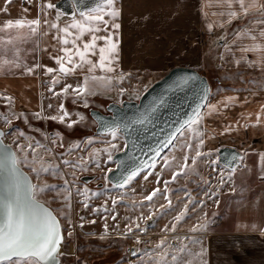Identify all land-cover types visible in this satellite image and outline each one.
I'll list each match as a JSON object with an SVG mask.
<instances>
[{
    "label": "rangeland",
    "instance_id": "rangeland-1",
    "mask_svg": "<svg viewBox=\"0 0 264 264\" xmlns=\"http://www.w3.org/2000/svg\"><path fill=\"white\" fill-rule=\"evenodd\" d=\"M39 7L38 0H16L15 2L11 0V3L8 0H0V29H3L9 20L40 19ZM52 10L56 17L58 13L62 14L58 7ZM61 17L65 16L61 15ZM0 39L5 42L0 46V61L15 60L19 64L16 66L15 63H10L0 71V77H3L0 79V96L12 98L11 102L0 98V113L8 115L12 120L11 124H6L3 116H0V127L7 129L4 140L11 144L23 158L24 153L20 152L16 145L27 146L29 141L25 137L49 144L45 136L55 138L59 133L63 138V147L50 145L57 156L55 162L60 163L61 153H65L63 158L69 160H77L80 157L86 160L84 166L86 170L76 169L75 177L72 175L74 171L72 168L61 165L63 178L44 175L40 180H37L35 173L27 165H21L30 174L33 183L46 182L55 185L61 193L64 192V178L73 185L71 209H65L71 218V225L67 223L64 214L60 211L65 207L62 196L57 197L55 192H46L37 197L54 210L64 228L65 239L60 247V264H141L143 253L153 250L164 237H167V242L173 246L181 242L176 239L177 237H189L183 242L188 244L192 253H199L202 248L205 250L203 257L190 258L195 261V264H201V260L208 264L204 233L207 229L234 226L235 223L242 222L238 221L242 220L241 218L249 217H253L257 224H264V194L261 190L254 192L252 185L246 187V181L253 175L252 170L243 166L245 160L242 155L238 165L232 168L229 179V168L218 161L217 150L222 145H214L215 142L209 141L206 136V130L214 128L213 121H207L206 115L200 125L203 133L200 138L204 143L199 149L206 155L200 157L194 166L191 156L200 138L191 140L193 152L186 153V150L182 151L180 148L183 139L190 136L188 132H185L179 143L174 142L177 144L175 148L171 145L158 157L154 168H145L131 183L121 188L108 181V170L116 165V160L113 158L109 161L108 155L111 153L113 157L115 152L122 150L125 139L121 132L115 139L108 132L97 133L96 122L89 113L90 108L101 110L106 108V104L110 101L121 102L125 98L137 99L152 82L168 70L125 73L126 76L122 82L116 78L118 73H113L109 74L112 76V82L107 86L90 82L89 87L95 90L92 95L76 96L72 89H69L68 94L65 95L62 89L66 85L76 87L82 84L84 77L89 74L87 71H80L65 76L59 72L50 74L43 72L46 69L47 59H52L57 53L62 56L60 48L63 46L59 40L47 38L41 27L39 33L32 35L27 27L15 26L0 31ZM216 44L220 46V43ZM213 46L212 41L207 45L204 57L206 66H201V69L207 70L212 83V94L208 102L224 92L246 89L248 91V87L255 83L252 80H256L254 72L251 74L248 69H234L221 65L219 50ZM28 68L34 69L31 74L28 73ZM95 75H104V73L96 72ZM33 78L37 81V85L29 88L27 80L32 81ZM54 78L59 79V83L53 85ZM10 79L13 81L12 84L8 82ZM24 83L28 86L26 87ZM54 93H60V95ZM20 99L32 102L34 108L28 109L23 102H20ZM61 105L70 114L65 123L48 118L60 115ZM202 111L205 113V108ZM38 112L42 114V118L36 117L35 114ZM13 114L22 118L16 119ZM80 116L84 117L82 121ZM71 121H77V123L69 128L67 124ZM21 131L25 133V137H18ZM89 140L92 143H88ZM60 143L61 141L57 140V144ZM76 144L81 147L74 149L71 155H67L69 148ZM110 144L117 145L119 150L110 148ZM105 149L108 151H104ZM94 150L99 151L94 152ZM185 154L190 157L188 160L190 168L185 169L181 175L172 180V176L181 171L180 165L184 163ZM90 155H92L91 159H89ZM48 158L51 159V157ZM165 158H167L168 166H165ZM209 161H218V163L210 164ZM192 167L194 171L191 170ZM92 172L97 173L99 179L104 182L102 187H97L95 183L87 185L79 179L81 174ZM147 172H151L152 175L145 180L143 177ZM77 189H80V192H77ZM85 189H87L86 195L82 194ZM155 189H160L157 195L151 201L145 200L144 198ZM85 199H87L88 207H85L82 202ZM168 200H171V206L168 205ZM105 208L107 210H104ZM181 213L185 214L181 221L176 223L174 217ZM148 217L151 218L148 219ZM137 224L140 225L139 228L136 227ZM174 224L175 232L163 231L165 226L172 228ZM199 224H205L206 228L195 232L190 231ZM69 230L72 232L70 237L67 235ZM192 241H198V243ZM133 251L137 255H133Z\"/></svg>",
    "mask_w": 264,
    "mask_h": 264
},
{
    "label": "snow or ice",
    "instance_id": "snow-or-ice-1",
    "mask_svg": "<svg viewBox=\"0 0 264 264\" xmlns=\"http://www.w3.org/2000/svg\"><path fill=\"white\" fill-rule=\"evenodd\" d=\"M8 2L10 3L11 0H8ZM80 2H82V0H74V6L78 7ZM217 2L227 5L228 11L219 13L221 16L228 17L227 23H231L233 20L242 17H247L253 11L259 12L261 16H264V3H261V0H217ZM115 4L116 0H99L96 7L88 11H79V18L73 13L72 21L65 24L63 27L58 23L62 15L61 13H58L56 17L57 22L55 23L49 22L47 19L43 21V24L57 30L55 38L63 45V47L60 48L63 55L53 58L59 65V73L67 76L74 74L77 69L81 71L86 69L89 74L84 77L83 83L78 84L76 87L66 85L62 89L63 94L67 95L69 89H72V92L76 96L82 97L92 95L95 93V90L89 87L90 82H95L103 86H107L112 82V76L109 74L117 73V65L119 64L118 30L120 29V24L115 21L119 18L120 11L115 7ZM57 7L58 6L52 4L50 0L43 5V9H54ZM213 15H216V13H213ZM105 17H108V19H105ZM110 23L111 30L109 29ZM41 24L42 21L39 18L32 20H9L0 31L11 29L14 26L17 28L27 27L30 34L36 35L40 32ZM208 27L211 29L212 26L208 25ZM254 29L255 32L253 31ZM100 32H104L106 35H97V33ZM85 35H90V39L83 40ZM235 35L237 40L249 39L252 41V43L240 47L239 50L242 53H256L258 56L255 60H249L245 55L243 57L244 61L248 63L250 67L264 64V57L259 56L260 53H264V42H261L264 41V19L253 21L251 27H245L237 31ZM99 41H103V45L99 44ZM4 43L3 39H0V46ZM69 45H71V47H69ZM228 50L231 51V48ZM94 56H98V59L95 61L92 59ZM240 62V60H237L236 64L239 65ZM10 63H15L16 66H19L15 60L9 61L4 59L0 61V71L3 70L4 66ZM36 67H40V65H36ZM33 70V68H28L27 71L31 74ZM97 70L104 73V75H95ZM56 71L57 69L47 68L46 74ZM125 76L126 74L120 71L116 78L122 82ZM52 83L53 85L59 83V79L54 78ZM186 84L187 80L183 81L181 86H185ZM206 91V89H202L205 95L202 96L201 99H206ZM54 94L60 95V93ZM0 98L6 99L9 102L12 100L11 97L0 96ZM231 99L232 98H229V100ZM160 103H163V101ZM85 106H87L86 101ZM49 107H51V105H49ZM202 108H207L209 110L207 114H211L212 111L216 110L215 105H198L192 110V115L174 132L169 133L167 139L161 144V147L155 150L157 156L162 148L168 147L169 145L175 148L177 144L174 142L179 143L180 139L184 137L185 132H188L190 136L183 139V142L180 143V148L182 151L186 150V153L193 152L191 140L200 138L203 135L200 125L206 113L201 110ZM156 110L158 109L154 106L149 110V114H142L139 119L127 122H114L111 125L102 123V127L107 129L108 134L115 139L122 129L127 132L129 128L134 125H143L148 122L150 113ZM59 111L60 115L48 118L51 120H58L60 123H65L66 118H68L70 114L64 109L63 105L60 106ZM13 115L15 116V114ZM35 115L37 118H42V114L39 112ZM0 116H3L6 124H11L12 120L8 115L0 113ZM15 118L21 119L22 117L15 116ZM23 119H26V117H23ZM83 119L84 117L80 116V120L82 121ZM75 123H77V121H71L67 124V127L71 128ZM4 137L5 132L0 131V264H60V247L65 239L64 228L53 210L48 208L46 204L37 197L39 194L46 192H55L57 197L62 196L65 207L60 211L64 214L67 223L71 225V218L67 212H65V209H71L73 185L68 179L64 178V192L61 193L60 189L55 185H50L46 182L42 184L33 183L31 177L23 171L21 165H27L31 171L35 173L37 180H40L44 175L63 178V169L61 165L72 168L74 170L72 175L75 177L76 169H80L81 171L86 170L84 167L86 160L84 157H80L77 160H69L63 158L66 155L65 153H61L60 163H56L57 156L54 153V148L50 145L63 147V138L59 133L56 134L55 138L45 136L49 144H44L39 140H34V138L25 137V133L22 131L19 132L18 137H25L29 141L27 146L21 144L16 145V148L24 153L23 158H21L17 151L10 145L4 143ZM57 140H60L61 143L57 144ZM88 143H92V141L89 140ZM203 143V139L200 138L199 144L196 145L194 154L191 156L193 166L200 157L206 155L199 150L200 147L203 146ZM80 147L79 144L70 147L67 155H71L74 149ZM110 148L117 149V145L110 144ZM128 148L129 145L126 143L124 150L126 151ZM95 151L99 150H94V152ZM104 151H108V149ZM48 157H51V159ZM91 158L92 155L89 156V159ZM189 158V155L185 154L184 163L180 165L181 171L176 172L172 176V180H175L178 175H181L185 169L190 168L188 164ZM112 159L113 157L111 153H109L108 160L111 161ZM262 160H264V157H262ZM123 163L124 162L118 164L117 168L122 167ZM209 163H218V161H209ZM165 166H168L167 158H165ZM97 167H99L98 163ZM154 167L155 161H153L152 164H138L137 167L127 170L126 175L118 181V186L123 188L125 185L131 183L142 170ZM191 170L194 171V167H192ZM112 171V169L108 170L109 173ZM232 171V166L229 165V179L231 178ZM149 175H152V173L147 172L143 178L146 180ZM222 178L221 174V179ZM159 191L160 189L153 190L144 199L151 201ZM77 192H80V189H77ZM82 194L86 195L87 189H85ZM82 202L85 207H88L87 199ZM113 203H115V201H113ZM168 205L171 206V200H168ZM104 210L107 209L105 208ZM96 211H100V209H96ZM184 214L185 213H181L177 217H174L176 223L181 221ZM150 218L151 217H148V219ZM113 219H115V216H113ZM92 223H95V221H92ZM136 227L139 228L140 225L137 224ZM205 228V224H199L194 226L190 231L195 232L204 230ZM105 230H107V225H105ZM131 230L132 229L129 227V231ZM163 231L166 233L170 231L175 232L176 226L175 224L172 228L165 226ZM67 235L70 237L72 232L69 230ZM101 238L103 239L104 237ZM176 239L181 240V242L173 246L171 243L167 242V237L162 238L155 245L153 250L143 253L141 264H195V261L190 257L195 256L196 258H201L205 255V250L203 248L199 253L191 252L188 244L183 242L184 240H188L189 237H177ZM137 242H139V239H137ZM192 242L198 243V241ZM133 255H137V253L133 251ZM201 264H207V262L201 260Z\"/></svg>",
    "mask_w": 264,
    "mask_h": 264
},
{
    "label": "crops",
    "instance_id": "crops-1",
    "mask_svg": "<svg viewBox=\"0 0 264 264\" xmlns=\"http://www.w3.org/2000/svg\"><path fill=\"white\" fill-rule=\"evenodd\" d=\"M57 1L59 0H50L54 5ZM38 2L41 30L46 33L47 38L54 39L57 30L43 24V21L47 19L55 23L56 16L52 9H43V5L49 0ZM115 7L120 11V16L115 21L120 24L117 73L166 72L175 65H189L199 69L206 66L205 49L211 41L212 46H215L213 48L219 50L221 65L248 69L251 74L254 72L256 80H252L255 83L248 87V91L224 92L207 102L215 105L216 110L207 114L209 110L205 108L207 121L214 123V128L206 130V136L209 141L215 142L214 145L234 146L241 150L245 160L243 166L253 172L252 177L246 181V187L252 185L254 192L261 190L264 194V64L250 67L243 57L246 55L249 60H255L258 58L257 54H245L239 49L252 41L237 40L235 35L237 31L251 27L253 21L264 19V16L253 11L247 17L227 23L228 17L219 14L228 11L227 5L220 4L217 0H116ZM60 11L65 16L58 21L61 27L72 21L73 13L79 18L76 10L71 13ZM208 25L212 26L211 29ZM109 29L111 30V23ZM97 35L106 33L100 32ZM88 39L90 35L83 37V40ZM98 43L103 45L104 42ZM58 56L59 53L54 57ZM259 56L264 57V53ZM53 58L46 60V69L53 68L59 72V65ZM92 59L95 61L98 56ZM237 60L241 61L239 65L236 64ZM46 69L43 72L46 73ZM80 71L77 69L75 73ZM97 73L101 72L97 70ZM8 82L12 84L13 81L10 79ZM36 82L35 79L27 80L30 86L24 84L34 88ZM20 102L28 109L34 108L30 101ZM241 219L238 221L242 222L235 223L234 226L209 228L204 232L208 264H264V224L255 223L253 217Z\"/></svg>",
    "mask_w": 264,
    "mask_h": 264
},
{
    "label": "water",
    "instance_id": "water-1",
    "mask_svg": "<svg viewBox=\"0 0 264 264\" xmlns=\"http://www.w3.org/2000/svg\"><path fill=\"white\" fill-rule=\"evenodd\" d=\"M98 2L99 0H82L76 7L74 0H59L56 5L62 11L71 13L74 10L79 12L96 7ZM185 80H187V84L181 86ZM211 88L209 78L197 68L189 65H175L168 69L163 76L152 82L137 99L125 98L121 102L110 101L106 105L107 113L97 108H90L91 116L96 122L95 131L100 134L108 132L102 127V123L111 125L114 122L136 120L142 114H149V110L154 106L158 109L150 113L149 120L145 124L134 125L127 132L123 129L120 131L129 148L126 151L123 148L115 152L113 157L116 160V165L112 168L111 173L108 172L109 181L118 185V181L126 175L127 170L137 167L138 164H152L153 161H156L171 145L162 148L158 156L155 150L161 147L169 133L174 132L192 115L193 109L198 105L207 104ZM202 89L207 90L206 99H201L205 95ZM161 101L163 103H160ZM0 131L6 133L7 129L0 127ZM4 143L13 148L5 140ZM217 153L218 161L227 168L229 165L235 168L242 156L241 150L237 147L226 145L219 147ZM121 162H124L123 166L117 168ZM22 169L29 175L23 167ZM83 179L88 181L90 178L83 177ZM46 206L53 210L49 205L46 204ZM54 214L57 216L55 212ZM57 218L59 219L58 216Z\"/></svg>",
    "mask_w": 264,
    "mask_h": 264
},
{
    "label": "flooded vegetation",
    "instance_id": "flooded-vegetation-1",
    "mask_svg": "<svg viewBox=\"0 0 264 264\" xmlns=\"http://www.w3.org/2000/svg\"><path fill=\"white\" fill-rule=\"evenodd\" d=\"M107 105V104H106ZM101 111H103V112H105V113H107L108 111L106 110V108L104 107V109H101ZM89 113H90V110H89ZM90 115H91V113H90ZM114 156V155H113ZM114 158V157H113ZM30 175V174H29ZM83 177H86V178H90L88 181H85L84 179H83ZM79 179L83 182V183H85V184H87V185H94V183H95V185L97 186V187H102L103 185H104V182L102 181V180H100L99 179V175L97 174V173H94V172H92V173H83V174H81L80 176H79ZM107 179H108V173H107ZM108 181H109V179H108ZM110 182V181H109ZM101 183V185H99ZM111 183V182H110ZM112 185H114V186H118V185H115V184H113V183H111Z\"/></svg>",
    "mask_w": 264,
    "mask_h": 264
},
{
    "label": "trees",
    "instance_id": "trees-1",
    "mask_svg": "<svg viewBox=\"0 0 264 264\" xmlns=\"http://www.w3.org/2000/svg\"><path fill=\"white\" fill-rule=\"evenodd\" d=\"M202 74H205L207 77H208V74H207V70L206 69H201V68H199L198 69ZM209 78V77H208ZM209 80H210V83H211V79L209 78ZM211 86H212V83H211ZM212 94V88H211V93H210V95Z\"/></svg>",
    "mask_w": 264,
    "mask_h": 264
}]
</instances>
